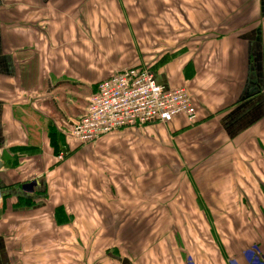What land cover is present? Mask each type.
Instances as JSON below:
<instances>
[{"label":"crops","instance_id":"obj_1","mask_svg":"<svg viewBox=\"0 0 264 264\" xmlns=\"http://www.w3.org/2000/svg\"><path fill=\"white\" fill-rule=\"evenodd\" d=\"M136 2L0 0V264L188 263L183 251L179 260L174 248L164 251L174 233L156 237L146 260H87L93 240L78 220L83 196L70 171L86 145L70 137L71 125L100 81L134 65L166 90L185 86L196 111L194 127L182 116L154 127L173 134L176 168L201 194L194 200L187 190L180 215L183 235L197 239L184 247L189 256L195 264H253L241 252L255 244L264 259V0L224 34H192L171 52L154 46L151 62L146 49L111 32L118 25L123 36ZM84 249L86 260H76Z\"/></svg>","mask_w":264,"mask_h":264},{"label":"rangeland","instance_id":"obj_2","mask_svg":"<svg viewBox=\"0 0 264 264\" xmlns=\"http://www.w3.org/2000/svg\"><path fill=\"white\" fill-rule=\"evenodd\" d=\"M136 1L132 8H127L130 19H127L123 36L122 28L118 25L111 32L116 42L125 39L133 41L141 54L146 49L148 53L142 56L146 62H151L156 45L165 52H171L181 47L192 34H224L232 25L238 24L240 17L247 16L258 0ZM138 5H146L147 8H139ZM132 28L134 31H131ZM130 34H134L135 39H130ZM195 122L186 121V124L191 128ZM169 123L121 130L103 136L96 142L82 146L86 151L75 156L79 163H72L76 168L70 171L73 183L78 184V191L83 196V212L78 220L88 231L84 235H89L90 241L93 240L91 256L87 260H95L98 255L97 260H113L108 254L120 258L130 255L134 260H146V250L154 245L156 237L163 242L168 233H174L175 241L171 239L174 246L168 244L164 251L169 249L171 254V248H174L177 260L178 252L183 251L181 260L195 264L193 255L184 247L189 242L197 245V239L183 235L185 223L180 215L183 210L187 212L186 205L190 203L185 198L186 191L191 192L194 200L195 196L201 194L198 187L196 194L186 184L187 175L183 168H176L178 160L182 158L172 149L170 139L173 134L168 131L166 136L162 132L161 137L154 128ZM184 220L188 218L184 217ZM90 230L93 233L90 234ZM95 236L98 238L97 244L94 243ZM86 250H82V254L77 251L76 260H86L85 254L83 257ZM241 255L252 263L257 257L259 260L263 258L255 244ZM70 259L75 260L74 256L68 257ZM158 260H168V257L163 256Z\"/></svg>","mask_w":264,"mask_h":264},{"label":"built area","instance_id":"obj_3","mask_svg":"<svg viewBox=\"0 0 264 264\" xmlns=\"http://www.w3.org/2000/svg\"><path fill=\"white\" fill-rule=\"evenodd\" d=\"M179 116L189 123L196 118L188 89L181 86L166 90L155 83L148 69L131 66L97 84L83 115L72 122L70 137L86 145L121 130L165 124ZM255 260L253 264L264 262L263 258Z\"/></svg>","mask_w":264,"mask_h":264},{"label":"bare ground","instance_id":"obj_4","mask_svg":"<svg viewBox=\"0 0 264 264\" xmlns=\"http://www.w3.org/2000/svg\"><path fill=\"white\" fill-rule=\"evenodd\" d=\"M121 209V208H120Z\"/></svg>","mask_w":264,"mask_h":264}]
</instances>
